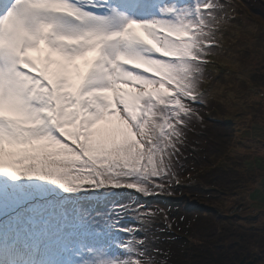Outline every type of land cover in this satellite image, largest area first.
<instances>
[{"label":"snow or ice","instance_id":"6c2138e0","mask_svg":"<svg viewBox=\"0 0 264 264\" xmlns=\"http://www.w3.org/2000/svg\"><path fill=\"white\" fill-rule=\"evenodd\" d=\"M227 8L0 0V264H159L143 234L154 210L98 205L180 182Z\"/></svg>","mask_w":264,"mask_h":264},{"label":"rangeland","instance_id":"374dc122","mask_svg":"<svg viewBox=\"0 0 264 264\" xmlns=\"http://www.w3.org/2000/svg\"><path fill=\"white\" fill-rule=\"evenodd\" d=\"M179 2L185 3L186 0ZM235 28L255 33L258 44L264 42V33L251 23L242 22ZM222 35L223 33H220V36ZM222 39L228 40L225 36H222ZM211 69H206L204 83L212 86L208 90L209 95L217 97L224 93L230 83L234 86L232 82L235 80H226L225 76L215 80L211 76ZM83 70L84 68L81 71ZM247 77L249 74L245 73L248 80ZM235 85L239 83L236 82ZM222 102L224 110L228 111L227 97L222 96ZM261 105L260 109L252 111L253 124L252 129L247 131L248 135L243 130L237 131V128L226 125L225 120L214 114V109H217L219 114L225 113L221 104L206 100L205 106H198L201 119L192 122L185 130L182 155L176 165L180 182L173 181L166 184L164 191H158L161 202H156L157 194L145 197L154 199L153 203L166 217H170L174 212L168 203V200H173L177 209L174 218H183L184 224L194 222L197 227L203 224L224 226L221 215L227 214L234 205L241 204L242 216L245 217L238 224L236 233L248 238L251 249L258 256L255 264H264V241L261 238L264 229V101ZM206 111L213 116L211 119H214V122L206 119ZM240 121L241 119H236L235 126ZM98 127L110 131L116 127V121L113 119L101 122ZM138 196L144 198L139 194Z\"/></svg>","mask_w":264,"mask_h":264},{"label":"trees","instance_id":"16d2710c","mask_svg":"<svg viewBox=\"0 0 264 264\" xmlns=\"http://www.w3.org/2000/svg\"><path fill=\"white\" fill-rule=\"evenodd\" d=\"M223 2L228 5L229 19L228 23L221 26L220 33H223L222 36L227 37L228 40H223L218 33L220 54L211 57L215 67L208 69L212 68L211 76L215 80L225 76L226 80L232 78L235 82H232L234 86L230 83L228 89L226 87L224 93L217 97L209 95L208 90L212 86L205 82L203 86V90L206 91L205 104L206 100L215 101L221 104L225 111L222 96L227 97L229 110L219 114L218 110L214 109V114L225 120L226 125L237 128V131L243 130L248 135L253 124L252 111L261 108V103L264 101V42L258 44L255 33L240 31L235 27L239 26V23L247 22L264 33V0H223ZM245 73L249 74L248 80L245 78ZM236 82L239 85H235ZM205 117L209 122L212 120L214 122L209 111H206ZM236 119H241L237 126L234 123ZM117 191L120 194L115 198L102 197L98 206L102 208L105 200L115 199L121 202L136 200L141 205L154 210L156 215L151 224L145 226L143 234L147 236L150 255L155 256L159 264H239L243 259L246 262H256L258 259L246 235L236 233L238 224L245 217L242 216L241 204L234 205L227 214L221 215L224 226L213 227L203 224L197 227L194 222L184 224L183 218H174L177 209L173 205V200L171 202L168 200V203L174 212L170 217H166L153 203L154 199L139 197L137 193L127 189ZM155 197L156 202H161L158 194ZM80 203L86 208L97 206L90 205L87 201ZM172 217L174 219H168ZM126 223L132 224V221ZM217 231L219 232L216 233ZM261 235L264 241V229Z\"/></svg>","mask_w":264,"mask_h":264},{"label":"water","instance_id":"95a60500","mask_svg":"<svg viewBox=\"0 0 264 264\" xmlns=\"http://www.w3.org/2000/svg\"><path fill=\"white\" fill-rule=\"evenodd\" d=\"M255 261L246 262L244 259L239 264H254Z\"/></svg>","mask_w":264,"mask_h":264},{"label":"bare ground","instance_id":"6f19581e","mask_svg":"<svg viewBox=\"0 0 264 264\" xmlns=\"http://www.w3.org/2000/svg\"><path fill=\"white\" fill-rule=\"evenodd\" d=\"M82 67H84V66H82Z\"/></svg>","mask_w":264,"mask_h":264}]
</instances>
